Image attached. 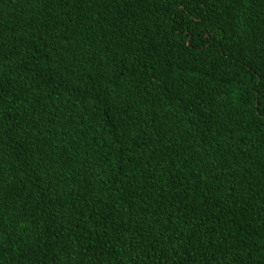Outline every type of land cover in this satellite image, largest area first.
Returning <instances> with one entry per match:
<instances>
[{
	"label": "trees",
	"instance_id": "trees-1",
	"mask_svg": "<svg viewBox=\"0 0 264 264\" xmlns=\"http://www.w3.org/2000/svg\"><path fill=\"white\" fill-rule=\"evenodd\" d=\"M0 264H264V0H0Z\"/></svg>",
	"mask_w": 264,
	"mask_h": 264
}]
</instances>
